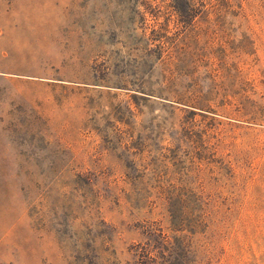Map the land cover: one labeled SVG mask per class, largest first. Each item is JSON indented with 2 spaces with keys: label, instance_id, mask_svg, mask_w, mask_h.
Masks as SVG:
<instances>
[{
  "label": "rangeland",
  "instance_id": "obj_1",
  "mask_svg": "<svg viewBox=\"0 0 264 264\" xmlns=\"http://www.w3.org/2000/svg\"><path fill=\"white\" fill-rule=\"evenodd\" d=\"M0 264H264V0H0Z\"/></svg>",
  "mask_w": 264,
  "mask_h": 264
}]
</instances>
